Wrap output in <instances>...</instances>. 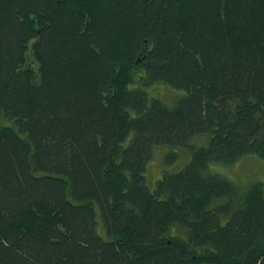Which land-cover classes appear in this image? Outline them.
Masks as SVG:
<instances>
[{"label": "trees", "instance_id": "trees-1", "mask_svg": "<svg viewBox=\"0 0 264 264\" xmlns=\"http://www.w3.org/2000/svg\"><path fill=\"white\" fill-rule=\"evenodd\" d=\"M247 155L264 0H0V264H264Z\"/></svg>", "mask_w": 264, "mask_h": 264}, {"label": "rangeland", "instance_id": "rangeland-1", "mask_svg": "<svg viewBox=\"0 0 264 264\" xmlns=\"http://www.w3.org/2000/svg\"><path fill=\"white\" fill-rule=\"evenodd\" d=\"M154 91H159L157 96L167 103H171L172 96L176 94L175 90L166 89L163 88V86H155ZM161 92L163 94H161ZM165 151L166 149H163L162 151L160 149L155 150L154 156L152 158L153 160L149 163L147 170V177L149 179L152 180L159 176L161 169L160 166L162 164L161 158L163 157ZM184 159L186 160V156L179 158L178 162L176 161L177 163L174 162V165L177 166V164ZM211 170L221 173L240 188L247 187L248 184L253 181H261L264 184V158L262 159L255 155L244 156L240 160H237L231 164L219 163L212 166ZM98 232L101 234L99 229ZM101 235L104 236V234Z\"/></svg>", "mask_w": 264, "mask_h": 264}]
</instances>
